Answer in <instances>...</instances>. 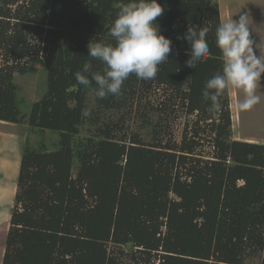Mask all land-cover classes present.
<instances>
[{
	"label": "trees",
	"instance_id": "1",
	"mask_svg": "<svg viewBox=\"0 0 264 264\" xmlns=\"http://www.w3.org/2000/svg\"><path fill=\"white\" fill-rule=\"evenodd\" d=\"M122 2L0 0V121L28 129L1 264H264V144L232 139L228 89L218 114L202 97L222 67L218 2L157 0L168 61L99 99L75 73L102 68L88 44L111 41ZM205 22L210 55L190 68L177 37ZM34 64L43 88L26 100L15 76Z\"/></svg>",
	"mask_w": 264,
	"mask_h": 264
},
{
	"label": "clouds",
	"instance_id": "2",
	"mask_svg": "<svg viewBox=\"0 0 264 264\" xmlns=\"http://www.w3.org/2000/svg\"><path fill=\"white\" fill-rule=\"evenodd\" d=\"M163 12L157 0L122 2L107 33L111 41L92 39L88 44L87 56L99 61L102 68L93 71L91 61L85 62L82 70L75 73L77 83L90 87L94 82L95 97L104 99L120 94L122 85L132 74L144 81L155 79L172 51L171 39L155 23ZM210 31L205 22L203 27H188L183 36L177 37L190 46L188 67L193 68L194 62L210 55L207 39ZM214 36L222 67L202 90V97L210 102L208 111L218 114L222 110L220 97L228 88L243 94V99L235 102V110L247 111L260 101L257 90L264 76V55L257 51L256 41L250 36L246 16L238 20L230 17L218 23Z\"/></svg>",
	"mask_w": 264,
	"mask_h": 264
},
{
	"label": "rangeland",
	"instance_id": "3",
	"mask_svg": "<svg viewBox=\"0 0 264 264\" xmlns=\"http://www.w3.org/2000/svg\"><path fill=\"white\" fill-rule=\"evenodd\" d=\"M216 1L219 4L221 22L230 17L234 20H238L240 16L247 17L250 36L256 41L257 51L264 55V0ZM40 66L34 64L31 72L15 76L18 90L26 100L37 99L39 89L43 88L44 76ZM228 92L232 139L264 144V76L257 90L260 101L247 111L238 112L234 108L237 99H243V94L234 88H228ZM171 120V136L180 142L187 118L182 111H177ZM26 138L28 129L25 124L16 125L0 121V241H5L10 214L15 206L19 162ZM33 139L34 136H30L31 142L35 141ZM207 150L204 152H208Z\"/></svg>",
	"mask_w": 264,
	"mask_h": 264
},
{
	"label": "crops",
	"instance_id": "4",
	"mask_svg": "<svg viewBox=\"0 0 264 264\" xmlns=\"http://www.w3.org/2000/svg\"><path fill=\"white\" fill-rule=\"evenodd\" d=\"M4 252V241H0V264H1V259H2V255Z\"/></svg>",
	"mask_w": 264,
	"mask_h": 264
}]
</instances>
